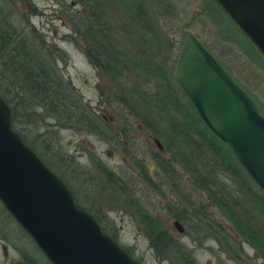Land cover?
Listing matches in <instances>:
<instances>
[{"label": "rangeland", "instance_id": "374dc122", "mask_svg": "<svg viewBox=\"0 0 264 264\" xmlns=\"http://www.w3.org/2000/svg\"><path fill=\"white\" fill-rule=\"evenodd\" d=\"M81 1L12 0L23 22L27 18L38 32L44 34L48 49L59 48L63 52V55H57L55 64L83 104L93 105L98 114H104L105 120L100 124L103 132L76 126L72 118L62 121L49 116L36 129V137L34 134L26 137L33 141L45 164L65 180L83 207L90 210L87 209L106 231L114 234L121 246H129L131 255L139 258L140 264H239L207 235L208 230H203L199 219L204 216L203 220L220 223L239 242L241 235L210 200L201 184L194 181L191 163L186 164L178 156L173 157L170 151L155 146L149 134L159 142L168 134L173 135L168 130L163 131L164 137L152 134L143 125L142 113L153 115L147 101L150 102L157 92H164V85L171 98L179 101L185 98L170 72L187 31L197 35L220 61L229 66L232 76L262 104L263 113L264 69L235 43L222 37L215 22L225 29L230 26L217 6L207 7L209 0H135L146 20L153 23L158 40L148 31L136 28L129 17L133 9L128 0L124 3L118 0ZM84 18L94 26L108 28L118 49L124 51V57H119L121 74L117 77L99 73L85 56L86 48L76 33L77 24ZM142 53H145L143 57ZM136 56L142 57L141 66L132 63L137 61ZM154 62L167 70V80L145 70ZM128 102L133 104L132 114L127 110L130 108H126ZM123 119L128 127L114 136L113 131L123 126ZM44 137L49 142L48 148L43 144ZM158 156L167 160L163 162L168 170L164 176H161ZM92 161L103 165V170L114 169L115 181H110L104 174L106 170L101 172L102 168L97 169ZM147 180L153 181L155 186H150ZM230 183L221 176L216 188L227 187ZM202 210L206 211L203 216ZM142 211L157 219L169 235V243L160 253L153 249L143 232ZM175 212H184L186 216L183 221L179 220L183 232H178L171 223ZM0 225L6 227L11 238L22 248L19 251L15 241L12 243L8 237L6 243H0V262L4 254L8 262L24 253L29 258L30 252L37 254L35 243L20 230L1 203ZM240 245L255 264H264L252 247L243 241Z\"/></svg>", "mask_w": 264, "mask_h": 264}, {"label": "trees", "instance_id": "16d2710c", "mask_svg": "<svg viewBox=\"0 0 264 264\" xmlns=\"http://www.w3.org/2000/svg\"><path fill=\"white\" fill-rule=\"evenodd\" d=\"M125 1L127 0H118L119 3ZM127 3L133 9L129 17L133 24H136V28L148 31L158 40L153 23L146 20L145 13L140 10L136 1L128 0ZM210 5L217 6L213 0L208 1L207 7ZM14 6L12 0H0V96L9 106L12 126L43 158L36 150L33 141L26 135L34 134L36 137L38 135L36 129L45 122L46 117L53 116L62 121L72 118L76 126H82L81 122H83L90 129L94 130L96 127L91 123V117L83 118V102L79 94L72 89L69 81L62 76L60 68L55 64L57 55H63V52L59 51V48L55 49L56 52L50 51L44 34L38 32L27 18L23 22L22 15ZM217 9L221 11L218 6ZM221 13L230 26L229 29H225L219 22H215L216 29L221 32L222 37L235 43L264 69V62L222 11ZM108 30V28L94 26L93 22L85 18L76 26V33L86 48L87 59L95 68H102L112 78L121 74L119 57H124L125 53L118 49L113 38L109 36ZM57 52L58 54H55ZM144 54L142 53V57ZM142 57L136 56L137 61L134 60L132 63L141 66ZM127 58L135 57L127 56ZM220 62L231 72L227 64ZM145 70H150L160 79L168 78L169 73H166L167 70L159 63L154 62ZM163 90L164 92H157L152 96L150 102L147 101L153 112L150 118L145 119L147 127L156 136L164 137L163 131L168 130L173 137L180 139V142L176 141L175 137L168 134L160 142L161 150L170 151L173 157L178 156V159L186 164L191 163L194 181L201 184L205 192L209 194L210 200L239 232L241 241L252 247L264 260V191L238 164L226 144L202 123L187 99L179 101L175 97L171 98L165 85ZM257 102L261 107L262 104L258 100ZM83 120H86V123ZM42 141L48 148L49 142L45 137ZM186 149L189 151L187 152ZM158 159L161 176H164L168 170L163 162L167 160L163 156H158ZM104 174L107 176L109 173L106 171ZM221 176L229 179L231 183L227 187L217 189ZM147 182L150 186H155L153 181L147 180ZM205 213L206 211L202 210L200 214L203 216ZM173 216L180 221L186 217L184 212H175ZM203 218L204 216L199 219L202 220L201 227L203 230H208L207 235L214 238L225 253L239 264H255L248 254L243 253L241 241L228 234L220 223L211 219L203 220ZM140 221L150 245L157 253L162 252L170 240L165 228L157 219L148 216L146 211L140 213ZM101 227L106 231L102 224ZM106 232L115 239L114 234ZM34 248L40 256L43 255L35 244ZM123 248L131 255L129 246H123ZM21 257L27 264H43L34 252H30V258L26 253ZM133 258L140 263L139 258Z\"/></svg>", "mask_w": 264, "mask_h": 264}, {"label": "water", "instance_id": "95a60500", "mask_svg": "<svg viewBox=\"0 0 264 264\" xmlns=\"http://www.w3.org/2000/svg\"><path fill=\"white\" fill-rule=\"evenodd\" d=\"M213 1L264 62V0ZM173 74L202 123L264 191V113L257 100L191 31L182 39ZM0 203L52 264H140L12 126L1 96ZM171 223L184 231L178 219Z\"/></svg>", "mask_w": 264, "mask_h": 264}, {"label": "flooded vegetation", "instance_id": "af4514ba", "mask_svg": "<svg viewBox=\"0 0 264 264\" xmlns=\"http://www.w3.org/2000/svg\"><path fill=\"white\" fill-rule=\"evenodd\" d=\"M70 4H73V2H70ZM86 56V55H85ZM176 61V60H175ZM174 65H175V62H174ZM93 66V65H92ZM93 68H95L94 66H93ZM96 70H98V72L99 73H101L102 72V74L104 75V74H106V75H108L106 72H105V70H103L102 68H95ZM173 72H174V67H173V70H172V72H170V76L172 77V79L174 80V82L176 83V81H175V79H174V74H173ZM177 84V83H176ZM178 86V85H177ZM179 87V86H178ZM83 105V118L84 119H86L87 118V116H89V117H91L92 118V124H94L95 125V131H97V132H103L102 131V128H101V126H100V124H102V121L103 120H105V116H104V114H98V111L94 108V106L93 105H91L90 107L89 106H87V104H82ZM130 108V110L129 109H127L128 110V112L130 113V114H132V113H134V107H133V104H131L130 102H128V105L126 106V108ZM122 111V110H121ZM85 112V113H84ZM97 115H96V114ZM145 114H143L142 113V119H143V125L144 126H148L147 124H146V121H145V119H148V118H150L151 116L149 115V113L148 112H144ZM98 115H99V117H98ZM149 116V117H148ZM100 119H101V121H100ZM124 120L125 119H123V122H124ZM85 123H86V120H83ZM81 124L84 126V127H87L83 122H81ZM127 123H123V126H121L120 128H119V130L118 131H113L114 133H113V135L115 136V135H118L120 132L122 133L123 132V130L125 129L126 130V128L128 127L127 125H126ZM148 128V127H147ZM121 129V130H120ZM149 136H150V138L152 139V141H153V139L154 138H156L155 136H151V134H149ZM153 143L155 144V142L153 141ZM161 144V143H160ZM155 146L157 147V148H159L156 144H155ZM159 149H161V146H160V148ZM92 165H94L97 169H101V172H103V171H107L109 174L107 175V177H109V179H110V181H112V182H114L115 181V176H114V169L113 170H111V169H108V168H104L105 170H103V165H101L100 163H98L97 161L94 163V161H92ZM111 167V164H109V168ZM57 176L64 182V184L66 185V187L70 190V192L72 193V195L74 196V198L77 200V198L75 197V195L73 194V192H72V190L70 189V187H69V185L65 182V180L60 176V175H58L57 174ZM117 179V178H116ZM78 201V200H77ZM79 202V201H78ZM80 203V202H79ZM81 204V203H80ZM82 205V204H81ZM83 206V205H82ZM12 217V216H11ZM13 218V217H12ZM96 219V218H95ZM15 221V220H14ZM15 223L17 224V226L20 228V230L22 231V232H25L19 225H18V223L15 221ZM26 233V232H25ZM27 234V233H26ZM28 235V234H27ZM8 237H10V239H11V241H12V243L15 241L13 238H11V233H9L8 232V230L6 229V227L5 226H3V225H0V243H6L7 242V238ZM15 245H16V247L17 248H19V251L22 249L21 248V245L19 244L18 245V243L15 241ZM2 248H4V247H2ZM39 249V248H38ZM4 253H5V248H4ZM42 253V252H41ZM43 254V253H42ZM37 256H38V258L42 261V263L43 264H52L44 255H39V252H37ZM3 259L1 260V262H0V264H13L16 260H22L25 264H27L23 259H22V257H21V255H19V257L18 258H16V259H14V260H12V261H10V262H8V257L6 256V254H4L3 255Z\"/></svg>", "mask_w": 264, "mask_h": 264}]
</instances>
